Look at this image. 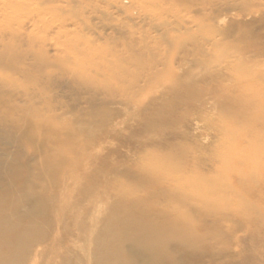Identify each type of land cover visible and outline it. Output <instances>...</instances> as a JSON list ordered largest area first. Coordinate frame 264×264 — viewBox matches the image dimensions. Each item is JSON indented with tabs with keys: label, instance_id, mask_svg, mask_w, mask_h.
I'll return each instance as SVG.
<instances>
[{
	"label": "bare ground",
	"instance_id": "obj_1",
	"mask_svg": "<svg viewBox=\"0 0 264 264\" xmlns=\"http://www.w3.org/2000/svg\"><path fill=\"white\" fill-rule=\"evenodd\" d=\"M191 1L201 6L195 26L203 29L207 52L200 49L180 74L167 63L144 76L115 63L141 66L147 51L136 52L132 38L121 39L122 51L101 52L112 64L68 65L59 52L49 56L30 47L35 22L23 33L25 22L15 25L6 13L19 7L2 3L0 62L30 56L41 73L31 75V65L0 64V133L12 138L0 139L6 143L0 141V264H180L184 252L170 247L188 248L193 242L186 240L207 236L229 250L221 253L224 264H264V210H258L264 207V162L257 170L244 167L264 156V60L258 59L264 32L241 20L256 0H220L231 8L217 19L205 14L214 9L211 1ZM130 3L137 20L154 17L160 7L159 0ZM179 32L160 39L165 49L190 41ZM85 49V55L95 52ZM164 50L170 60L175 56ZM49 67L60 73V93H69L71 105L47 91ZM52 102L64 111L56 113ZM124 127L122 150L102 154ZM28 143L35 149L22 160ZM230 146L237 148L234 155ZM215 156L221 158L215 171L223 173L218 179L209 176ZM231 157L243 160L228 165ZM209 212L218 216L211 230L194 221ZM217 255L210 252L197 264H219Z\"/></svg>",
	"mask_w": 264,
	"mask_h": 264
},
{
	"label": "rangeland",
	"instance_id": "obj_2",
	"mask_svg": "<svg viewBox=\"0 0 264 264\" xmlns=\"http://www.w3.org/2000/svg\"><path fill=\"white\" fill-rule=\"evenodd\" d=\"M207 1H211L214 5L213 10L205 11V14L208 15V17L211 19H213L214 17L217 19L224 13L229 12L227 6L231 8L230 1H227L228 3H223L220 0ZM2 3L19 7L17 11L12 13L6 9V13L9 16H13H10L9 19L13 20V23L15 25L16 22H25L22 28L23 33H27L31 30V20L35 22L34 28L36 42L31 43L30 47L31 45H33L34 49H44L47 51L49 56H55L56 53L59 52L62 58L67 61L66 63L68 65H73L77 60H80V62H82L84 65L88 64L89 66L90 64H93V66L96 67L106 66L108 63L112 64L114 63V59L109 57V55L105 56L101 54V52L107 49H110L112 51H122V45L120 41L121 39L126 38H132L134 42L133 45L135 47L134 49L136 50V52L143 50V48L147 51L145 54H143V58L140 63L141 66L134 69V66L131 64H127L126 61L115 63L117 65L119 64V66L121 67H127L131 70L137 71L136 73L140 74V76H144L149 72L158 71L166 66L167 63H170L173 73L180 74L187 68V66L189 65L187 63H189L192 58L196 54H198L200 49H202L204 52H207L206 46H204V40L202 39L204 35L203 29L201 30L195 26V22H197L198 20L195 13L201 6L193 4L191 0H159L160 5L157 6L160 7L157 8L156 15H153L154 17L145 18L142 20L133 19L134 17L132 16L136 14V11L133 10V7L130 5V0H0V22L2 21L3 17L6 18V16H4L3 14L4 12H2ZM119 3H122L123 7H121ZM253 8L255 9V12ZM248 10L249 12L253 11L251 12L252 14L248 16L249 18L245 17V19L243 18L241 20H244V22L246 21V23L248 22L249 24H247L250 26L252 25L251 29L255 32H264V21L260 20L262 16L264 17V0H256L255 4H253L252 6L249 5L247 11ZM253 21L255 22L252 24ZM256 25H258V27H261L262 25V27L256 28ZM64 26L65 31L62 32V28ZM232 30L234 32L237 31V29L235 28H233ZM173 31H180L179 34L189 35L190 41L184 43L186 44L184 48L177 50L178 48L170 49L169 46L167 47L169 49L168 50L165 49L162 45L163 42L160 39H165L168 34ZM234 32H231L230 35H234ZM224 36L227 35H223L222 37ZM216 38H220V36H216ZM87 47L89 48V51L94 50L95 52L91 53L90 55H85V52H87L85 48ZM28 48V44H26L25 46H23V48L20 49L25 50ZM163 50L171 51V54H175V56H173V58H171L170 60L168 55H163ZM81 52L83 53V55L80 54ZM261 58L262 60H264V57H259L258 59ZM186 59L189 61H187ZM248 59L257 60L252 56V54L248 55ZM0 64L5 68L10 67L11 65L17 67L23 65H31L32 67H34V69L31 71V75H33L34 77H38L41 73L37 69H35L36 66L34 65L32 57L30 56L22 57L20 59L18 57L16 59H13L6 56L1 58ZM184 64L186 67L184 66ZM177 66L178 69L180 68V70L177 69ZM86 68L87 69H85V73L100 78L95 73L94 68ZM55 70L56 69L54 67H49L44 70L45 73H48L47 76L51 81H48L49 84H47V86L51 87V91H47L49 93H52V97L58 96L61 101H64L65 106H69L73 101L71 100V96H69V93H60L61 90L58 86L61 82V78H59L58 76L60 73L58 74ZM13 74L17 77V74L15 72ZM104 78H110V81L112 83H118L117 80L112 79L109 75L104 76ZM131 80L132 76H128L123 84H128ZM164 85H168L167 82H165ZM37 88L41 89L40 86ZM35 91L36 90L34 89V92ZM54 104L55 103L52 102L51 106H53ZM55 106L56 104L54 105V107ZM65 106L57 105L55 109L56 113L61 114L64 111ZM128 125L129 122L127 124H124L125 127H128ZM125 127L118 132V138L116 140L109 141L104 145L102 154H106L107 152L115 149L122 150L123 147L119 139L120 137H126L127 132ZM3 134L5 137L7 136V133H0V136ZM9 135L11 136V134L8 133V136ZM10 136L9 138L7 137V139L1 136L0 139L5 138L6 140H4L6 141V143H10L12 141V138ZM4 140L0 141L5 143ZM203 143L206 142L204 141ZM28 144H30L28 149L23 148L20 150V157L22 160L26 158L30 159V152L35 149L36 143ZM236 151V146H230L228 148V152L230 155H234ZM211 154H213V152ZM259 158V161L255 160L250 165L246 164L244 166L246 171L259 169L262 165L261 162H264V156L261 155L259 156ZM234 159V157H231L227 161V164L232 165L243 160ZM220 161L221 158H217V156H215L212 160V163L209 164V166H212L211 171H209L210 177L218 179L223 175L221 171H215V167H219L218 165H220ZM217 163L219 164L217 165ZM29 210L30 212H35V210L32 208H29ZM258 210L263 211L264 207L258 206ZM217 218L218 216L216 212H209L204 217L194 216V221L198 222V224H203L204 227L211 230V228L209 227L210 223L212 222V220H215ZM262 219L260 217V220L264 221V217H262ZM74 224L78 225L77 222H74ZM204 227H201L200 231L198 232L200 236L205 233ZM186 241L193 243H187L189 245L187 246L188 248L183 247L181 244H179V246H173L172 248L170 247L171 250H182L184 252L183 255L177 256V258H180V264H197L199 262H203L206 260L205 258L208 257L210 252H212V254L215 256L221 253L224 254V252H226L227 254L229 253V250H226V248L224 247L223 241L214 239L212 237L208 238L207 236L203 237V239L200 240ZM127 251L136 253L135 250L129 247L127 248ZM184 256L188 258H185ZM217 257L220 260L219 264L226 263L224 262L226 260H224L222 254L220 256L217 255Z\"/></svg>",
	"mask_w": 264,
	"mask_h": 264
}]
</instances>
